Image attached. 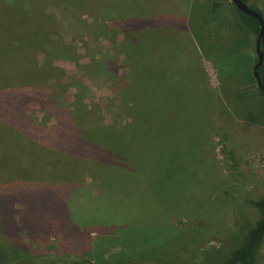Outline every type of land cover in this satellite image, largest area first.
Returning a JSON list of instances; mask_svg holds the SVG:
<instances>
[{
  "label": "rangeland",
  "instance_id": "1",
  "mask_svg": "<svg viewBox=\"0 0 264 264\" xmlns=\"http://www.w3.org/2000/svg\"><path fill=\"white\" fill-rule=\"evenodd\" d=\"M147 1L154 9L148 33L156 73L165 78L171 107L160 111L162 151L153 155L143 145L135 159L154 187L164 182L169 204L180 199L176 210L163 224L143 227L103 203L93 184L10 190L0 194V264H224L259 221L264 97L253 72L255 36L238 16H228L226 0ZM253 5L264 19V0ZM88 40L114 47L95 34ZM90 80L107 86L101 75ZM88 96H95L92 89ZM108 97L99 101L113 120L123 109ZM254 264H264V242Z\"/></svg>",
  "mask_w": 264,
  "mask_h": 264
},
{
  "label": "trees",
  "instance_id": "2",
  "mask_svg": "<svg viewBox=\"0 0 264 264\" xmlns=\"http://www.w3.org/2000/svg\"><path fill=\"white\" fill-rule=\"evenodd\" d=\"M242 1L260 13L258 0ZM232 6L256 41L258 20ZM153 11L147 0H0V194L93 184L134 225L168 221L180 199L169 204L164 182L154 187L136 162L143 145L162 151L160 111L171 107L151 49ZM89 34L114 47H92ZM77 68L81 78L73 76ZM91 75L103 76L106 88L91 86ZM258 76L264 85L263 70ZM102 95L118 99L123 115L109 120ZM173 161L172 154L170 169ZM254 204L261 217L224 264L256 262L264 198Z\"/></svg>",
  "mask_w": 264,
  "mask_h": 264
},
{
  "label": "water",
  "instance_id": "3",
  "mask_svg": "<svg viewBox=\"0 0 264 264\" xmlns=\"http://www.w3.org/2000/svg\"><path fill=\"white\" fill-rule=\"evenodd\" d=\"M231 2L237 8V10H239L240 12L246 15L256 18L260 24L259 25L260 30L255 41V52L257 56V62L253 67V72L257 80L258 86H260L264 92V85L260 83L258 76V69L262 65H264V19L259 12L251 9L248 6V4L244 3L242 0H231ZM263 72H264V67H263Z\"/></svg>",
  "mask_w": 264,
  "mask_h": 264
},
{
  "label": "crops",
  "instance_id": "4",
  "mask_svg": "<svg viewBox=\"0 0 264 264\" xmlns=\"http://www.w3.org/2000/svg\"><path fill=\"white\" fill-rule=\"evenodd\" d=\"M230 3H232L231 0H226V1H225V6H227V7L230 8V9H229V10H230V11H229L230 13H229L228 16H230V14H231V15H234V16L237 17V13L235 12V10H234V11L232 10V5H231ZM232 13H233V14H232Z\"/></svg>",
  "mask_w": 264,
  "mask_h": 264
},
{
  "label": "flooded vegetation",
  "instance_id": "5",
  "mask_svg": "<svg viewBox=\"0 0 264 264\" xmlns=\"http://www.w3.org/2000/svg\"><path fill=\"white\" fill-rule=\"evenodd\" d=\"M263 67H264V65H262V66L259 68V70H263Z\"/></svg>",
  "mask_w": 264,
  "mask_h": 264
}]
</instances>
